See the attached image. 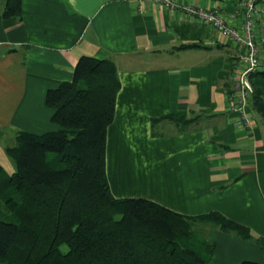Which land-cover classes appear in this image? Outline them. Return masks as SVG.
<instances>
[{"label": "crops", "instance_id": "0c3cea01", "mask_svg": "<svg viewBox=\"0 0 264 264\" xmlns=\"http://www.w3.org/2000/svg\"><path fill=\"white\" fill-rule=\"evenodd\" d=\"M189 1L235 22L233 0ZM4 2L0 165L7 173L13 163L3 136L55 130L46 91L70 80L81 56L110 59L120 81L106 133L111 194L187 216L219 212L252 236L207 227L210 264H264L258 242L264 239V118L253 115L249 98L251 125L243 128L229 105L242 46L178 8L152 2L137 12V0H21V16L3 18ZM258 25L264 31V16ZM260 49L264 59V43ZM251 77L264 98V80Z\"/></svg>", "mask_w": 264, "mask_h": 264}, {"label": "trees", "instance_id": "16d2710c", "mask_svg": "<svg viewBox=\"0 0 264 264\" xmlns=\"http://www.w3.org/2000/svg\"><path fill=\"white\" fill-rule=\"evenodd\" d=\"M21 12V0H5L1 16ZM253 73L264 80V70ZM119 88L110 59L81 56L71 79L45 93L57 128L17 131L5 146L13 171L0 165V264H210L214 244L206 231L196 233L197 223L251 239L247 226L219 212L187 216L111 194L106 133ZM253 88L250 106L264 118V98Z\"/></svg>", "mask_w": 264, "mask_h": 264}, {"label": "built area", "instance_id": "2783aa9c", "mask_svg": "<svg viewBox=\"0 0 264 264\" xmlns=\"http://www.w3.org/2000/svg\"><path fill=\"white\" fill-rule=\"evenodd\" d=\"M143 2L156 3L170 10L178 8L199 22L212 26L222 37L242 46L238 54L239 64L231 75L233 92L229 105L231 110L238 113L237 124L249 128L251 117L247 105L254 90L250 74L264 70V59L260 55L264 31L257 28L264 16V0H233L234 23L227 21L218 9L198 6L189 0H137V12L144 10Z\"/></svg>", "mask_w": 264, "mask_h": 264}, {"label": "rangeland", "instance_id": "374dc122", "mask_svg": "<svg viewBox=\"0 0 264 264\" xmlns=\"http://www.w3.org/2000/svg\"><path fill=\"white\" fill-rule=\"evenodd\" d=\"M253 110H254V109H253ZM253 110H251L252 113H253V115H254V116H256L255 114L258 115V113L255 112V110H254V111H253ZM2 139L5 141V145H12V144L14 143V138H13V136L11 137V134H10V133H7L6 135H4ZM4 170H5V169H4ZM5 171H6V170H5ZM6 172H7V171H6ZM209 226H211V225H210V224L197 223V224L194 226V228H196V229H195L196 233L199 234V235H201V234H203V232L206 231L205 228H207V227H209ZM198 228L203 229V231L198 230ZM198 231H199V232H198Z\"/></svg>", "mask_w": 264, "mask_h": 264}]
</instances>
